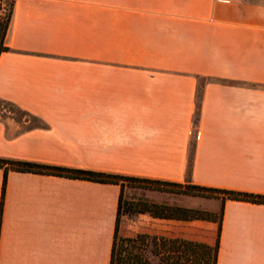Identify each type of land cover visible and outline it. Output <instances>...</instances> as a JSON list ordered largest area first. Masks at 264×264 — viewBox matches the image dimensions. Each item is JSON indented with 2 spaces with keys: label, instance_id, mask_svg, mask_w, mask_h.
I'll use <instances>...</instances> for the list:
<instances>
[{
  "label": "crops",
  "instance_id": "0c3cea01",
  "mask_svg": "<svg viewBox=\"0 0 264 264\" xmlns=\"http://www.w3.org/2000/svg\"><path fill=\"white\" fill-rule=\"evenodd\" d=\"M6 45L0 98L39 123L0 119L1 157L264 194V0H16ZM4 179L0 264H110L120 185ZM194 198L177 204L219 217L137 213L153 222L129 235L219 240L218 264H264V203Z\"/></svg>",
  "mask_w": 264,
  "mask_h": 264
},
{
  "label": "trees",
  "instance_id": "16d2710c",
  "mask_svg": "<svg viewBox=\"0 0 264 264\" xmlns=\"http://www.w3.org/2000/svg\"><path fill=\"white\" fill-rule=\"evenodd\" d=\"M9 25L10 19L5 25L2 39L0 41V54L3 51L10 49V47L5 44ZM198 97H200V93ZM0 99L38 120L37 117L29 111L22 109L16 103L3 98ZM198 120L199 112L197 110L195 125L198 123ZM0 167L5 169L4 182H6L9 170H21L54 174L71 178H86L97 182L120 185L121 193L119 197L117 225L111 249L110 264H218L219 240H217L214 244H210L187 237L166 236L149 232H138L136 234L126 236L121 235L119 223L123 209H128L129 212L134 214L150 213L155 217L168 219H216L213 212L198 208L171 206L167 204L151 203L148 201H140L137 203L125 202L124 192L127 185L137 186L140 188H151L153 186L159 187L163 185L168 187L167 191L180 189V191L184 193L206 197L222 196L223 199L230 198L264 203V194L212 188L195 184H183L168 180L127 175L122 173L71 168L31 160L0 156Z\"/></svg>",
  "mask_w": 264,
  "mask_h": 264
},
{
  "label": "rangeland",
  "instance_id": "374dc122",
  "mask_svg": "<svg viewBox=\"0 0 264 264\" xmlns=\"http://www.w3.org/2000/svg\"><path fill=\"white\" fill-rule=\"evenodd\" d=\"M15 1L16 0H0V41L2 39L5 25L7 24L9 19L11 23V18L14 12ZM5 44H6V39H5ZM0 119L11 124L15 129H21L24 126H26V124L33 125L39 123L38 120L21 112L20 110L14 108L11 104L1 99H0ZM167 188H168L167 186H163V185L159 187L153 186L151 188H140L137 186L127 185L124 192V201L130 203L148 201L151 203L163 204L156 202L155 200L171 199V201L175 203V204H171V206H180L177 203H180L181 201L184 202L186 200L185 199L186 197L189 198V200L191 199L192 202H199L200 200H204L202 198L201 199L194 198L195 196L206 197L201 195L184 193L181 192L180 189H175V191H171L169 194L166 195H158L159 193L155 192L159 190H167ZM198 209L207 210L204 208H198ZM207 211L213 212L211 210H207ZM213 213L214 216L218 218L221 211L220 210L214 211ZM135 215L136 214L129 212L128 209H123L121 220L119 223V230L121 235L124 236L129 235L134 230H137L139 226L151 224V222H153L152 220H149L147 217L144 216L136 219ZM180 224L183 223L173 221L172 223L173 233L174 232L179 233L181 231L180 227L177 226ZM191 229L192 231H194L195 227L193 226Z\"/></svg>",
  "mask_w": 264,
  "mask_h": 264
}]
</instances>
